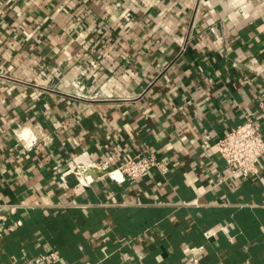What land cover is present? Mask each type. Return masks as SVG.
<instances>
[{"label":"crops","instance_id":"crops-1","mask_svg":"<svg viewBox=\"0 0 264 264\" xmlns=\"http://www.w3.org/2000/svg\"><path fill=\"white\" fill-rule=\"evenodd\" d=\"M263 69L249 0H0V264H264V159L229 176L203 146L249 111L264 135ZM144 150L169 171L68 165Z\"/></svg>","mask_w":264,"mask_h":264},{"label":"built area","instance_id":"built-area-1","mask_svg":"<svg viewBox=\"0 0 264 264\" xmlns=\"http://www.w3.org/2000/svg\"><path fill=\"white\" fill-rule=\"evenodd\" d=\"M249 3L255 11H259L264 7V0H249ZM211 30L216 33V27L212 26ZM187 43V42H186ZM186 45L184 46V48ZM252 65L257 64V59L250 60ZM254 68V67H253ZM264 70V69H263ZM260 72H263L262 70ZM260 108L264 106L263 102L259 103ZM245 121L237 126L229 129L225 134L215 140L207 133L203 139V146L206 150L215 148L217 153L227 163L230 175H239L243 178H255L259 176L263 168L264 159V135L261 122L255 118L254 112H248L245 115ZM81 156H87L84 152ZM69 168L75 174L79 182L85 186L91 184L92 177L88 175L89 168L103 167L108 169V175L112 180L117 182L124 181L127 178L138 179L143 176L152 174L155 168L161 172L169 171L167 163L158 159L153 154L144 150L121 163H117L115 154H110L101 164L94 161L81 162L78 158L71 160ZM229 176H218L211 179L210 184L216 187L224 182ZM18 204H0V220L5 218L2 211L14 213L19 209ZM225 230L226 228L222 227ZM218 230H206L204 235L207 238L217 235ZM203 247H194L190 249L189 261L196 264L199 260V253H202ZM60 258L58 251H51L41 256L35 261H28L25 264H49Z\"/></svg>","mask_w":264,"mask_h":264}]
</instances>
